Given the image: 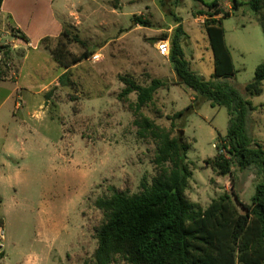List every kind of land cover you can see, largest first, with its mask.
<instances>
[{
    "label": "rangeland",
    "instance_id": "obj_1",
    "mask_svg": "<svg viewBox=\"0 0 264 264\" xmlns=\"http://www.w3.org/2000/svg\"><path fill=\"white\" fill-rule=\"evenodd\" d=\"M213 1L231 13L222 26L236 74L222 81L255 107L262 106L251 115L248 127L264 146V130L254 132L258 124H264V86L262 95H246L247 84L264 63V11L254 12L248 5L251 0H111L110 7L104 2L103 25L85 26L81 31L70 26L69 40L61 36L43 42L57 54L86 53L88 59L69 72L63 85L38 95H34L38 90L31 91L32 95L17 92L21 87L15 79L26 50L15 47L8 28L0 22V81L6 80L0 83V103L11 95L0 109V147L13 146L18 152L16 159L8 161L6 185L0 186V264H93L98 248L96 229L104 222L95 202L111 196L113 190L127 195L140 193L158 174L154 163L157 143L139 137L134 112L137 95L120 97L125 87L122 76L144 86L152 79L168 82L141 113L188 145L192 171L188 200L205 209L228 193L251 205L262 181L258 170H240L235 165L231 176L222 177L205 164L217 156L219 136L228 133V110L212 106L178 84L169 56H161L157 48L162 40L171 43L181 21L188 36L184 51L192 69L210 81L214 59L205 31L207 17L199 13L206 10L203 3ZM235 1L243 5L237 7ZM138 17L149 26L140 24ZM94 54L101 55L97 63L91 60ZM48 58L32 54L25 78L35 77L31 68L43 66ZM21 97L52 102L39 134L27 137L26 143L13 134L11 121L15 104L23 103ZM191 104L194 113L174 118ZM4 127L10 129L7 137ZM113 264L127 263L117 258Z\"/></svg>",
    "mask_w": 264,
    "mask_h": 264
},
{
    "label": "trees",
    "instance_id": "obj_2",
    "mask_svg": "<svg viewBox=\"0 0 264 264\" xmlns=\"http://www.w3.org/2000/svg\"><path fill=\"white\" fill-rule=\"evenodd\" d=\"M4 0H0V10ZM235 6L243 4L235 1ZM207 17L205 31L214 59V74L210 81L199 76L187 59L184 42L188 38L181 25L175 29L170 43L169 62L178 84L201 96L212 106L224 107L230 117L228 133L219 136L218 154L208 159L219 176L232 175L233 166L240 170L255 168L262 177L251 205H245L237 194H224L205 208H197L186 196L192 171L188 162L189 147L171 132L145 117L141 110L152 104L158 90L168 82L152 79L150 84H138L122 76L125 86L121 98L137 95L135 125L141 139L157 143L154 159L159 172L149 185L134 195L113 190L112 195L99 198L95 207L104 215L96 229L98 248L93 264H113L121 258L127 264H264V146L249 132L251 115L257 110L250 100L222 80L235 77L234 62L225 40L222 20L231 16L217 1L203 3ZM254 12L264 11V0H251ZM140 24L149 23L137 18ZM62 37L69 40L67 29ZM76 42H79L76 39ZM56 62L65 69L88 59L86 53L74 56L69 51H51ZM62 54V55H61ZM69 72L60 77V84ZM264 63L257 67L255 77L246 86L250 98L263 93ZM193 104L177 113L181 119L194 113ZM224 150L225 154L220 151ZM241 208L242 212H240Z\"/></svg>",
    "mask_w": 264,
    "mask_h": 264
},
{
    "label": "crops",
    "instance_id": "obj_3",
    "mask_svg": "<svg viewBox=\"0 0 264 264\" xmlns=\"http://www.w3.org/2000/svg\"><path fill=\"white\" fill-rule=\"evenodd\" d=\"M104 2L110 7L111 0H4L0 10V22L2 26L8 28L9 32L7 33L11 34L15 47L26 50L21 60L18 76L15 79L17 80L16 83L21 87L17 89L18 93L22 94L21 92L28 91L32 95L31 91L38 90L34 94L38 95L46 93L51 87L60 86V77L73 70L76 65L68 70L62 67L55 61L50 49L46 48L43 42L60 39L64 30L70 26H74L81 31L85 26L103 25ZM120 2L122 3V0ZM116 9L114 8L113 10ZM35 53L47 55L49 58L43 66L37 65L35 68L34 65L31 68L35 72V77L25 78L24 70L31 55ZM49 72L53 74L52 78L49 77ZM5 81L1 80L0 83ZM10 98L11 95L0 103V109ZM19 100L23 101V103L15 104L11 115V121L14 124L13 134L17 136L18 140L26 143L27 137L39 134V125L43 122L46 109L51 106L52 102L36 98L22 100V97ZM260 109H262V106L257 107L254 113H258ZM55 117L53 116V118ZM39 121L40 123H38ZM3 130L6 133L5 137H7L10 134V129L4 127ZM256 130L259 132L264 130V124H258L254 132ZM43 139L47 140V138ZM2 147H0V186L6 185L7 182L6 170L10 168L8 161L18 157V152L13 146L3 144ZM2 201L3 199L0 196V220H2ZM4 257L1 259L2 261Z\"/></svg>",
    "mask_w": 264,
    "mask_h": 264
},
{
    "label": "built area",
    "instance_id": "obj_4",
    "mask_svg": "<svg viewBox=\"0 0 264 264\" xmlns=\"http://www.w3.org/2000/svg\"><path fill=\"white\" fill-rule=\"evenodd\" d=\"M158 52L163 57H168L170 55V42L169 40H162L158 44ZM101 59V56L99 54H94L91 57L92 62L97 63ZM221 154H225V151H220Z\"/></svg>",
    "mask_w": 264,
    "mask_h": 264
},
{
    "label": "water",
    "instance_id": "obj_5",
    "mask_svg": "<svg viewBox=\"0 0 264 264\" xmlns=\"http://www.w3.org/2000/svg\"><path fill=\"white\" fill-rule=\"evenodd\" d=\"M181 135H183V131L181 132Z\"/></svg>",
    "mask_w": 264,
    "mask_h": 264
}]
</instances>
